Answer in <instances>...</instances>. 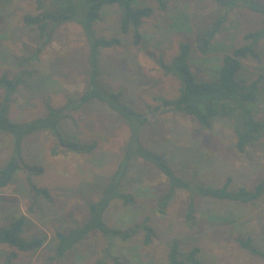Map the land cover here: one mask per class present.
I'll return each instance as SVG.
<instances>
[{
    "label": "rangeland",
    "instance_id": "rangeland-1",
    "mask_svg": "<svg viewBox=\"0 0 264 264\" xmlns=\"http://www.w3.org/2000/svg\"><path fill=\"white\" fill-rule=\"evenodd\" d=\"M45 2L0 0V77L23 76L12 103L5 109L7 118L17 124L46 117L48 107L60 109L86 89L89 47L82 28L74 22L58 25L51 42L43 44L37 29L23 21L25 15L41 13ZM253 2L264 5V0ZM167 3V10L159 11L155 0L135 1L136 7L144 5L154 10L141 28L139 46L132 44L130 34L119 33L117 6L104 7L101 19L92 25L94 38L121 40L119 47L100 50L99 84L107 91L121 92L122 100L142 113H148L160 98L174 99L178 95L179 82L164 75L159 63H171L179 43H193L194 29L206 27L214 14L225 13L227 20L212 41L207 60L201 61L196 54L192 59L191 69L198 82L211 81L221 57L240 44L244 33L261 27V17L246 6L223 11L214 0ZM185 27L192 32L186 33ZM256 49L257 59L243 61L239 74L249 81L261 79L262 94L254 111L257 117H264V39ZM4 94L0 89V102ZM66 113L61 133L69 141L94 147L82 154L57 150L55 138L47 132L34 133L24 140L21 160L41 167L42 172L20 170L8 187L0 190V228L11 217L23 215L22 237L45 238L46 243L31 252H18L0 244V264H6L11 252L17 257L9 264H96L101 259L103 264H167L173 241L183 251L198 247L205 264H264V258L252 256L237 243L239 237L249 238L264 252V194L247 205L199 200L196 220L188 226L182 193L173 197L163 214L157 211V196L167 189L165 180L156 168L141 160L132 162L123 180V190L134 196V203L125 207L116 201L104 217L111 228L122 230L147 223L152 231L149 242L145 243L143 228L111 245L94 232L65 258L53 261L55 232L87 221L88 202L97 199L121 160L130 133L125 121L97 102ZM142 130L141 143L164 154L177 174L187 180L218 187L229 179L232 188L252 189L263 178L264 143L239 153L228 122L214 121L210 129L202 130L190 117L164 113L150 119ZM11 142L10 136L0 133V167L13 158ZM34 188L46 189L49 199L36 195ZM212 216L221 221H210ZM107 247L111 248L108 252Z\"/></svg>",
    "mask_w": 264,
    "mask_h": 264
},
{
    "label": "trees",
    "instance_id": "trees-1",
    "mask_svg": "<svg viewBox=\"0 0 264 264\" xmlns=\"http://www.w3.org/2000/svg\"><path fill=\"white\" fill-rule=\"evenodd\" d=\"M42 12L36 15H25L24 23L36 28L43 44L51 42L53 33L58 25L74 22L79 25L88 38V72L86 89L77 98L67 100L64 107L47 108V116L37 118L30 123L17 124L10 121L5 109L12 103L23 76L8 78L0 77V89L5 94L0 102V133L10 136L13 144V158L4 167H0V190L8 187L20 170L29 173H41L39 166L27 165L21 160L23 142L30 135L38 132H47L56 140L57 150H67L75 153H90L93 144L85 145L66 139L61 133V122L67 111L76 110L87 103L97 102L107 106L112 112L125 121L130 131L128 140L122 151V157L116 168L102 185L96 200L88 202L89 217L87 221L67 230L56 231L54 241L53 261L65 258L82 241L94 232L101 234L109 245L114 240H127L140 228L146 231L145 243L149 242L151 228L143 223L126 230L111 228L105 221V214L116 201L123 206L134 203V196L125 193L123 180L132 165V162H142L156 168L165 180L166 191L157 196V211L161 214L173 197L182 193L184 195V221L189 226L196 220L197 202L199 200L229 201L239 204H253L264 194V175L261 181L252 189L245 187L232 188L231 181L218 187L208 186L204 183L187 180L177 174L166 156L162 153L148 149L141 143L142 128L148 125L150 119L164 113L180 114L192 118L202 130L212 127L214 121H225L230 124L234 136L236 151L241 154L264 143V117H257L254 107L259 102L262 89L259 85L261 79L249 81L239 74L243 61L257 59V46L264 39V5L255 4L254 0H214L215 6L221 10H229L238 5L246 6L251 12L261 17V27L258 30L244 33L239 45L230 49V52L221 57L220 66L216 76L208 82H198L192 72V59L194 55L201 56V61L207 60L211 43L221 33L227 15L225 13L213 15V20L206 27H198L193 31V43L190 41L179 43L176 56L171 63H159L164 75L171 76L179 82L178 95L174 99L160 98L159 103L148 113L136 111L122 100L121 92L107 91L98 82L97 56L100 50L116 48L121 45L119 38H94L92 25L101 19V12L106 6H117L119 9L118 30L122 35L130 34L132 44L139 46L142 43L141 28L144 21L153 14V8L140 5L134 6L136 0H45ZM156 9L166 11L168 0H155ZM106 10V9H105ZM186 30V27H185ZM191 33V28L185 31ZM239 75V76H238ZM253 105V106H252ZM251 106V108H250ZM142 130V131H141ZM36 195L49 199L46 189L34 188ZM87 218V216H86ZM86 218L84 220H86ZM212 222L221 221L212 216ZM80 224V223H78ZM25 225V216H15L0 228V244L7 245L18 252H31L42 249L46 243L45 238L26 239L22 237ZM237 243L254 257L264 258V252L258 250L249 238L239 237ZM111 248L107 247L106 251ZM106 252V253H107ZM17 257L11 252L6 264ZM117 260V259H115ZM167 264H205L200 258V249L192 247L183 251L179 244L173 241L169 246ZM103 260L96 264H103ZM117 264H121L120 262Z\"/></svg>",
    "mask_w": 264,
    "mask_h": 264
}]
</instances>
